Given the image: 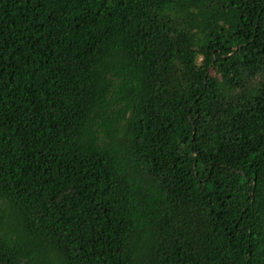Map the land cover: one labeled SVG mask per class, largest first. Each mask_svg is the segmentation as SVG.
I'll list each match as a JSON object with an SVG mask.
<instances>
[{
  "label": "trees",
  "instance_id": "obj_1",
  "mask_svg": "<svg viewBox=\"0 0 264 264\" xmlns=\"http://www.w3.org/2000/svg\"><path fill=\"white\" fill-rule=\"evenodd\" d=\"M0 264H264V0H0Z\"/></svg>",
  "mask_w": 264,
  "mask_h": 264
}]
</instances>
